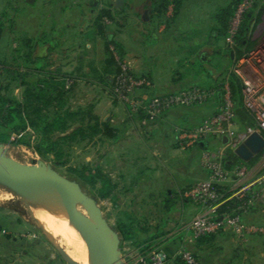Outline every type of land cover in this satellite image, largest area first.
<instances>
[{"label":"rangeland","instance_id":"rangeland-1","mask_svg":"<svg viewBox=\"0 0 264 264\" xmlns=\"http://www.w3.org/2000/svg\"><path fill=\"white\" fill-rule=\"evenodd\" d=\"M256 1V8L263 5L264 0ZM180 2L181 13L177 19V24H175L176 26L170 28L172 32L169 30L170 33L165 43L154 46V54L148 62V66L151 67L150 72L153 73V77L150 79L152 85L149 87H154L152 79L158 81V86H161L166 83L165 79L171 77L180 79L181 76L194 77L196 79L195 83L203 85L208 81L207 76L209 74H214L218 82L226 81V77L232 70L236 59L233 57L234 49L226 45L225 39L223 41L221 38V42H219L220 38L213 41L214 45H203L195 55L189 56L188 52L193 49L191 46L201 44L206 40L209 30L211 31L216 24L213 18L217 6L227 3L228 0H180ZM175 3L176 0H168L169 8L163 13L164 16L173 18L176 14ZM5 4V0L0 3V50H7L10 44L14 46L17 38L21 36L19 16L15 11H11L14 21L10 23L8 18L3 16L2 9ZM143 14V9H141L138 25L132 21L126 23V34L129 39L132 38L133 31L139 35L137 27H143L145 24ZM119 23L121 21H118L117 24ZM131 28L133 31L129 32ZM250 43L255 45L256 40H252ZM81 52L71 54L70 58L68 57L65 60L75 61L77 65L79 62L76 60ZM229 52L232 56L229 55ZM197 58L202 59L204 64L200 71L198 70L194 74L190 63ZM114 78L115 75L112 82H114ZM189 80L186 79L185 81L188 82ZM189 83L194 82L190 81ZM112 86L113 84L110 88L108 87V94L113 102L123 105L129 111L128 106L114 96ZM150 92L149 94H151ZM213 97L201 104L188 107L181 106L193 118L190 119V122L200 120L204 116H209L212 112L217 111L219 105L217 106V101ZM94 101L96 104L100 101L95 87L82 82L80 84L75 83L70 92L71 104L74 106L96 105ZM96 110L95 108V112H97ZM98 110L101 115L99 117L102 119L105 115L114 114L104 106V103L99 106ZM236 122L240 130L245 129L246 126H242L238 120ZM186 125V122L180 120L172 126L170 124V127L164 130L151 131L150 129V131L140 132V135H134L132 132L119 142L113 137L100 136L90 142L75 143L69 148L65 164H60L51 155L42 156L31 146L16 143L14 141L16 136L11 141L3 143L1 147L4 149L3 154L5 156L18 162L38 164L43 161L63 176L78 181L83 191L96 199L104 217L117 232V222L120 216H124L125 213L130 214L137 221L138 227L150 226L152 228L160 225L166 216L168 217L165 208L161 204V199L165 192L173 186L164 183L163 180L173 174H178L177 171L183 172L186 170L185 161L189 159L188 156H193L191 151L185 152L169 148L172 147L171 144H174L173 132H176L178 126L185 128ZM29 134L33 135L32 130H29ZM135 136L140 138L137 142L134 141ZM34 139L33 136L32 140ZM215 145H217L216 142L209 143L207 146L215 147ZM200 157L201 154L193 157L194 164L189 169L190 172L198 171ZM124 162L127 164L123 165ZM122 165L123 168H121ZM85 167H87V172L91 171L92 174H95L96 169H101L103 173L109 175L116 182L117 187L110 197L101 198L98 195L99 183L92 185L80 177V171ZM10 191V189L0 184V264H70L60 252V249L65 250L68 258L70 260L72 258L71 261L76 264H87L84 259L68 252L67 241L63 239L64 236L70 235L67 230L64 229V235L55 237L50 235L52 216L50 214L44 216L43 212L39 213L40 211H37L39 208L48 206L44 200L17 196ZM42 203H44V206ZM31 206L32 208H30ZM173 217H175V214H169L167 219L170 220ZM165 230L170 232V229ZM118 234L120 236L121 260L124 264H130L128 260H134L132 256L147 249V247L139 248L134 241L125 240L120 232ZM160 241L166 243L163 238ZM186 245L187 248H190V245ZM87 251L88 253L91 252ZM167 262H169V259L163 264Z\"/></svg>","mask_w":264,"mask_h":264},{"label":"crops","instance_id":"crops-1","mask_svg":"<svg viewBox=\"0 0 264 264\" xmlns=\"http://www.w3.org/2000/svg\"><path fill=\"white\" fill-rule=\"evenodd\" d=\"M5 3L2 9L3 16L13 23L14 17L11 16V11L18 14L21 35L44 37L45 41L51 44L53 67H60L66 72L74 73L77 76V84L82 82L96 88L100 98L98 104L94 101L96 113L101 117L98 109L103 103L114 113L109 116L105 115L101 119L109 121L118 129L116 141L124 140L126 135L129 136L132 132L134 135H140V132L150 131V129L151 131L164 130L170 127V124L172 126L180 120L186 122L185 128H191L215 113L212 112L209 116L190 122V119L193 118L187 110L175 107L162 113L156 122L143 124L137 116L131 115L123 105L113 102L109 96V88L116 68L114 65H110L107 60L106 44L108 41L114 40L119 44L123 57L136 74H146L145 76L148 75L147 77L150 79L153 77L148 62L154 54V46L165 43L170 31L172 32L170 28L176 26L180 16L179 14L172 19L169 16H164L165 14H158L156 8L159 3L157 0H5ZM148 6L150 8L149 19L144 20L143 27H137L139 35L131 28L129 32L133 31V35L129 39L126 34V23L132 21L138 25L141 9L145 12ZM167 8H169V4H167ZM103 9H110L116 17L114 22L111 21L108 24L105 36L98 35L94 25ZM118 21L121 23L117 24ZM9 35L11 34L9 33ZM211 45L214 44L211 43ZM111 48L115 49L114 45H111ZM80 51L82 52L76 60L79 62L77 65L75 61L65 60L70 58L71 54L80 53ZM207 77L208 81L204 85L214 87L215 75L211 74V77ZM186 79L190 80L186 82ZM154 80L152 79L153 88L139 89L135 92V96L148 98L152 95L166 94L198 84L195 83L194 77L189 78L188 76H181L180 79L167 78L165 79L166 83L161 86H158V81ZM190 81L194 83H189ZM213 98L217 101L218 106L222 100L221 92L218 91ZM182 114L183 116H181ZM115 115L117 116L115 117ZM178 128L183 127L178 126ZM138 139L140 138L135 136L134 141L137 142ZM173 140L174 144H171L170 149L191 151L193 156H188L189 159L185 161L186 170L177 171L178 174H173L163 180L164 183L173 186L167 191L170 196L176 198L177 202L175 209L170 212V215L175 214V217L170 219L166 225V229H170V232L162 247L169 256V262L165 264H173V259L183 244L190 245V248L196 252L197 264H264V233L250 234L240 239L232 228L224 227L211 241L198 243L196 239L189 240L192 231L187 228V223L201 211V208L191 201L179 200L177 193H180L183 188L193 185L198 179L206 178L208 171L199 162L198 171L190 172L189 169L194 164L193 157L201 154V148L197 145L185 149L179 147L177 130L175 133L173 132ZM154 156L156 155L154 154ZM124 164L127 163L124 162ZM248 166L250 167L248 174L250 179L263 174L264 155H260L253 164ZM143 171L145 172V170ZM256 187H259V184ZM244 219L246 222L264 225V202L252 206L245 213ZM128 261L133 264V260Z\"/></svg>","mask_w":264,"mask_h":264},{"label":"trees","instance_id":"trees-1","mask_svg":"<svg viewBox=\"0 0 264 264\" xmlns=\"http://www.w3.org/2000/svg\"><path fill=\"white\" fill-rule=\"evenodd\" d=\"M157 1L159 3L156 8L157 13L162 15L167 9L168 1ZM240 2L241 0H228L227 3L217 6L213 18L216 21L214 28L211 31L209 30L203 43L191 46L193 49L189 50V56L198 53L203 45L211 44L219 38L225 39L228 36L231 19ZM175 4L176 14L173 18H176L181 13L180 0H176ZM105 18L112 22L116 19L110 9L101 11L94 24L96 33L101 36H105L108 31V24L104 22ZM250 21L251 16L246 13L240 30L235 36L237 45L233 50V57L236 60L252 47L247 40ZM111 45H114L116 52L121 57H123V52L119 44L115 43L114 40L107 42V60L110 65L115 66V74H117L120 68ZM52 49L53 47L49 42L45 41L44 37L21 35L17 38L14 46L10 44L7 50H0V143L9 142L16 136L14 139L16 143L31 146L42 156L51 155L60 164H65L69 148L73 144L90 142L102 135L116 138L118 129L111 125L109 121L102 120L99 117L95 112V105L74 106L71 104L70 92L75 86L77 76L72 72L64 71L60 67H53L54 64L51 61ZM229 55L232 56L231 53ZM190 64L193 69L191 70L196 74L204 63L202 59L197 58L191 61ZM208 76L211 77V74ZM69 80L73 81L71 85L68 84ZM226 80L229 81L234 94L237 120L242 126L254 125L253 116L243 106L240 81L232 70ZM224 81L218 82L216 79L214 87L203 84L193 85L205 89H213L215 90V96L220 91ZM112 84L113 82H111ZM136 116L141 120L145 115L143 112H139ZM159 116L147 124L156 122ZM29 130H32L33 135L29 134ZM33 136L34 140H32ZM215 142L217 143L218 141L210 138L196 145L201 148L202 153L209 143ZM261 154L262 152L252 160L245 162L233 151L228 150L223 163L226 168H231L240 162L251 165ZM80 177L92 185L99 183L98 195L101 198L110 197L117 187L116 182L109 175L103 173L101 169H96L95 174H92L91 171L87 172V167H85V169L80 171ZM191 186L183 188L180 193H177L179 200L195 203L191 198L184 195V192ZM221 189L225 193V198H227L229 187L224 186ZM175 199L169 195L168 191L162 196L161 204L165 208L168 217L170 212L175 209L177 203ZM245 200V198L228 199L220 206L219 212L230 211L243 215L244 210L240 207L244 206ZM168 217L166 216L158 226L152 228L150 226L138 227L137 221L130 214L125 213L124 216H120L116 228L123 239L134 241L139 248L147 247V249L142 251L143 254L151 253L152 251L162 250L164 241H160V239L166 240L169 233L165 230L169 220L167 219ZM216 234L203 235L196 240L198 243L208 242ZM191 251L197 258L196 252L192 249ZM173 264L188 263L181 255H177L173 259Z\"/></svg>","mask_w":264,"mask_h":264},{"label":"built area","instance_id":"built-area-1","mask_svg":"<svg viewBox=\"0 0 264 264\" xmlns=\"http://www.w3.org/2000/svg\"><path fill=\"white\" fill-rule=\"evenodd\" d=\"M3 0H0V3ZM257 7L256 0H241L232 19L229 34L225 38L226 45L234 49L237 45L235 36L240 30L246 13L251 16L248 26L247 40L256 44L246 50L232 67V72L240 81L243 95V106L251 113L254 125L246 126L244 130L238 128L234 94L229 81H224L220 87L222 96L217 111L201 124L192 128H178L177 140L179 147L188 148L207 139H215V147L207 146L201 153L200 163L208 171L206 178L198 179L184 195L191 198L201 211L187 223V228L192 231L190 241L207 234L220 232L224 227H230L243 239L250 234L264 233V225L246 222L245 213L251 206L264 202V173L254 179L248 177L250 167L240 162L231 168H226L224 158L226 152L235 150L243 144L254 132L264 136V1ZM253 21V22H252ZM104 22L109 24L108 18ZM252 22V24H251ZM251 24V25H250ZM119 65V72L115 74L113 94L123 101L131 115L144 113L141 123L147 124L160 114L175 107L192 106L209 100L215 94L213 89H205L191 85L182 90L152 95L148 98L136 97L139 89L152 85L149 77L137 75L133 72L129 62L113 49ZM72 80L68 81L71 85ZM228 137L226 143L222 142L223 136ZM264 155V150L262 151ZM261 154V155H262ZM259 184V187L256 185ZM228 186V197L222 187ZM245 198L244 214L236 212H219L220 206L228 199ZM188 264H197V258L187 245L183 244L177 252ZM133 257V264H163L169 258L162 249L151 253H137Z\"/></svg>","mask_w":264,"mask_h":264},{"label":"water","instance_id":"water-1","mask_svg":"<svg viewBox=\"0 0 264 264\" xmlns=\"http://www.w3.org/2000/svg\"><path fill=\"white\" fill-rule=\"evenodd\" d=\"M149 14L148 7L143 15L144 20L149 19ZM227 141L228 137L223 136L222 142ZM2 145L3 143H0V147ZM263 150L264 136L256 131L235 150V154L248 162ZM0 184L21 196H27L33 190L53 186L60 193L62 205L70 220L81 232L88 245L102 252V264H124L121 260L118 232L108 223L96 199L87 195L78 181L63 176L43 161L38 164H25L2 154L0 155ZM72 197L77 198L90 210L97 226L90 225L79 213ZM60 252L70 264H76L68 258L64 250L60 249Z\"/></svg>","mask_w":264,"mask_h":264},{"label":"bare ground","instance_id":"bare-ground-1","mask_svg":"<svg viewBox=\"0 0 264 264\" xmlns=\"http://www.w3.org/2000/svg\"><path fill=\"white\" fill-rule=\"evenodd\" d=\"M3 153H4V149L0 147V155H2ZM12 193L17 195L14 192ZM17 196H21V195H17ZM21 197H31V199L36 198L35 200H37L38 198V199L44 200L48 204L49 207L48 206L45 207L44 203H42L44 207L39 208V210L37 211H40L39 213L43 212L44 216L49 215V214L52 216V221L50 223L51 230L49 231L52 237H55L57 235H64V232H63L64 229L67 230V232L70 235L66 237L64 236L63 239L67 241L66 245H67L68 252H70L71 254L75 256L77 255L79 258L84 259V261H86L87 264H99V263L102 264L103 262L102 252L88 245L87 241L85 240L81 232L70 220L66 210L64 209L62 205V199H61L60 193L53 186H49L48 188L40 189L37 191L33 190L27 196H21ZM72 198H73V201H74V204L77 210L87 220V222L92 226H97L94 216L92 215L90 210H88V208H86V206L83 203H81L77 198L75 197H72ZM30 208H32V206ZM87 250L91 252L88 253Z\"/></svg>","mask_w":264,"mask_h":264}]
</instances>
